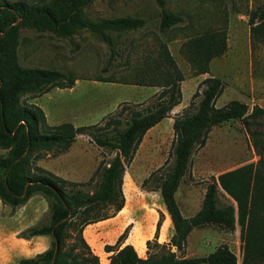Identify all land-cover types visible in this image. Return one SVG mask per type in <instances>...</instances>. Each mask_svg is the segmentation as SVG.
Segmentation results:
<instances>
[{
    "label": "trees",
    "instance_id": "obj_1",
    "mask_svg": "<svg viewBox=\"0 0 264 264\" xmlns=\"http://www.w3.org/2000/svg\"><path fill=\"white\" fill-rule=\"evenodd\" d=\"M93 1L0 0V149L6 152L0 156V200L16 210L40 195L47 201L50 213L47 224L20 233V238L26 240L49 237L50 248L18 264H101L85 237V230L116 217L125 208L127 166L133 163L147 133L171 118L173 110L183 102L181 85L185 78L165 42L160 43L156 57L148 58L129 81L135 86L159 88L155 103L130 111L123 129L121 120H110L103 127H76L71 123L50 126L40 106L21 102L24 95L38 99L54 89H73L79 80L73 71L21 66L22 29L50 30L71 39L81 31H89L110 47L111 64L119 56L113 35L136 34L147 26V21L139 17L94 20L85 11ZM157 2L162 10L159 32L163 37L185 19L168 11L165 0ZM250 25L254 38L264 35V8L250 15ZM227 50L226 33L217 31L188 40L181 53L198 77L210 74L211 62L224 56ZM100 81L113 83L109 79ZM224 90L219 78L209 77L200 84L189 106L173 118L172 168L161 173L163 167L144 181L148 185L157 180L155 191L160 193L174 228L169 243H159L164 222V214L159 212L154 239L147 242V257L141 258L130 244L123 246L128 239V227L115 245L105 246V252L110 254L109 264H238L237 255L227 244L206 257L184 256L191 233L211 226L228 232L236 231L239 226L242 264H264L263 149L259 150L258 162L213 177L201 210L195 216L186 218L176 198L190 171L193 155L206 146L214 128L240 120L249 131L252 124L264 118L263 108L255 106L250 111L247 104L236 100L218 108L217 101ZM197 98H201L199 104L195 103ZM109 131L112 136L102 135ZM81 135L91 137L97 146L115 154L110 162L100 164L90 182H72L37 166L39 160L49 155L59 157L69 152ZM250 136L259 149L260 135ZM94 182L95 190L86 192L85 187ZM221 190L234 204L220 205Z\"/></svg>",
    "mask_w": 264,
    "mask_h": 264
},
{
    "label": "rangeland",
    "instance_id": "obj_2",
    "mask_svg": "<svg viewBox=\"0 0 264 264\" xmlns=\"http://www.w3.org/2000/svg\"><path fill=\"white\" fill-rule=\"evenodd\" d=\"M165 2L166 9L181 14L185 22L163 37L159 32L162 10L157 0H94L85 9L94 20L139 17L147 21L146 28L139 33L113 35L114 48L119 56L111 64L110 47L89 31H81L71 39L50 30L22 29L19 49L21 66L73 71L79 80L73 89H54L38 99H33L31 94L24 95L21 102L40 106L50 126L71 123L76 127H103L110 120H121L123 129L130 111L155 103L159 88L135 86L129 81L148 58L156 57L160 43L165 42L185 78L181 85L183 102L170 115L171 118L183 113L200 84L209 77L221 79L225 86L217 101L218 108L236 100L247 104L250 111L255 106L264 109V35L254 38L250 25V15L264 8V0ZM217 31L226 33L228 50L224 56L211 62L210 74L195 77L191 65L181 53L182 46L197 35ZM105 68L108 69L106 73L103 72ZM103 79L113 83H103L100 81ZM127 81L128 84H125ZM200 100L197 98L195 103L199 104ZM173 123L172 119H165L149 131L133 163L127 166L124 181L126 211L114 220L87 229L85 237L100 257L101 264L110 263L105 246L115 245L128 227L129 238L134 226L142 228L145 219L149 226L156 225L159 212L166 211L160 193L155 191L157 180L148 185H144V181L163 167L165 169L161 173L172 168ZM251 133L260 135L259 149L254 146ZM102 135L110 137L112 133L103 132ZM261 149L264 151V118L252 124L249 131L240 120L214 128L206 146L197 149L193 155L190 171L177 192L176 198L184 216L191 217L201 210L213 177L218 178L225 172L258 162ZM5 153L0 149V156ZM64 155L63 158H59L63 155L47 156L45 159L50 162L43 167L59 172L65 176L62 178H73L74 181H70L88 183L100 164L110 162L115 154L97 146L91 137L81 135ZM95 188L94 182L85 187V191L92 193ZM227 197L221 190V206L234 204ZM49 217V210H43L41 205L33 209L23 205L15 211L10 208L7 211L0 202V264H18L23 259L36 257L39 254L36 247L20 238V233L28 227L47 224ZM223 244L232 249L238 257V264H242L243 243L239 226L234 232L217 227L195 229L188 238L184 256L206 257Z\"/></svg>",
    "mask_w": 264,
    "mask_h": 264
},
{
    "label": "crops",
    "instance_id": "obj_3",
    "mask_svg": "<svg viewBox=\"0 0 264 264\" xmlns=\"http://www.w3.org/2000/svg\"><path fill=\"white\" fill-rule=\"evenodd\" d=\"M178 107H180V106H178ZM178 107H176V108H178ZM175 108V109H176ZM174 109V110H175ZM173 110V112H175ZM172 112V113H173ZM176 116V115H175ZM167 119H172V121H174V119L173 118H167ZM151 131V130H150ZM78 140V139H77ZM75 144V143H74ZM72 148H73V146H72ZM71 148V149H72ZM70 149V150H71ZM69 150V151H70ZM2 152H5V151H3V150H1ZM3 154V153H2ZM70 154V153H69ZM65 155H63L62 157H59V158H63ZM59 158H57V159H59ZM48 162H50V161H48V160H46V159H42V160H39L38 162H37V166H39V167H41V168H43V169H46V168H44L43 166L46 164V163H48ZM47 170V169H46ZM49 171V170H48ZM51 172V171H50ZM52 173H54V172H52ZM57 173H58V176H61V177H65V176H62L61 174H59V172H56V173H54V174H56L57 175ZM125 178H126V175H125ZM64 179H66V180H73V178H64ZM74 181V180H73ZM72 181V182H73ZM228 198V197H227ZM0 202H1V200H0ZM2 203V202H1ZM3 204V203H2ZM231 204H233V203H231ZM4 205V204H3ZM37 205H41V208L44 210H49V205H48V203H47V201L45 200V198H43L42 196H40V195H36V196H33L31 199H29V201L25 204V207L26 208H28V207H32V209H33V207H37ZM5 208H6V210L8 211L9 210V208H10V210H12V211H15V210H13L10 206H7V205H5ZM126 208H127V206H125V208L120 212V213H124V211H126ZM200 211V210H199ZM198 211V212H199ZM198 212H196L194 215H192L191 217H193V216H195ZM119 213V214H120ZM162 213V212H161ZM163 214H165L166 215V219H165V215H164V222H163V225L161 226V230H160V235H159V243H161V244H164L165 242L166 243H169V241H170V239H171V237L173 236V234H174V228H173V224H172V221H171V218H170V216H169V214L165 211ZM184 215V214H183ZM117 217V216H116ZM116 217H114V218H111V219H109V220H106V221H103V222H108V221H110V220H114ZM186 217V216H185ZM191 217H186V218H191ZM158 220H159V215H158V218H157V221H156V225H153V226H149V224L147 223V220L145 219V222H144V226L142 227V228H138L137 226H134L133 227V229H132V232H131V235H130V237L126 240V242H125V244L123 245V246H125V245H132V246H134V248L136 249V251H137V253L139 254V256L141 257V258H146L147 257V242L149 241V240H153L154 239V236H155V233H156V226H157V222H158ZM103 222H100V223H103ZM100 223H97V224H94V225H90V226H88L87 227V229L89 228V227H92V226H95V225H98V224H100ZM31 227H33V226H31ZM211 227H216V226H211ZM28 228H30V227H28ZM27 228V229H28ZM209 228V227H208ZM217 228H219V227H217ZM26 229V230H27ZM87 229L85 230V233L87 232ZM204 229H206V228H204ZM195 231V230H194ZM225 231V230H224ZM23 232V231H22ZM23 239V238H22ZM25 241H27L28 243H31V245L32 244H34V246L36 247V250H37V252H39V254H41V253H43V252H45V251H47L50 247V245H51V239L49 238V237H35V238H33V239H31V240H26V239H24ZM109 245H112V244H109ZM140 252L141 253H143V255H141L140 254ZM108 254V253H107ZM108 255H110V254H108Z\"/></svg>",
    "mask_w": 264,
    "mask_h": 264
}]
</instances>
